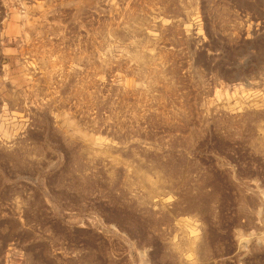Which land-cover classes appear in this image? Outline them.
<instances>
[{"label":"rangeland","instance_id":"374dc122","mask_svg":"<svg viewBox=\"0 0 264 264\" xmlns=\"http://www.w3.org/2000/svg\"><path fill=\"white\" fill-rule=\"evenodd\" d=\"M263 132L264 0H0V264H264Z\"/></svg>","mask_w":264,"mask_h":264},{"label":"bare ground","instance_id":"6f19581e","mask_svg":"<svg viewBox=\"0 0 264 264\" xmlns=\"http://www.w3.org/2000/svg\"><path fill=\"white\" fill-rule=\"evenodd\" d=\"M127 21H128V20H127ZM144 58H145V57H144ZM136 59H137V58H136ZM161 59H162V58H161ZM64 60H65V59H64ZM141 60H142V59H141ZM138 61H139V60H138ZM146 62H147V60L144 61V64H147ZM152 63H153V62H152ZM47 70H48V69H47ZM95 72H96V71H95ZM98 72H99V71H98ZM51 74H52V73H51ZM61 74H62V73H61ZM50 77H51V76H50ZM48 80H49V79H48ZM152 84H153V83H152ZM80 89H81V88H80ZM80 89H79V90H80ZM75 91H77V90H75ZM40 93H41V92H40ZM76 94H78V93H76ZM144 94H145V93H144ZM81 96H82V95H81ZM88 99H89V97H88ZM92 99H93V98H92ZM85 101H86V100H85ZM93 103H94V102H93ZM136 113H137V112H136ZM164 113H165V112H164ZM174 115H175V114H174ZM157 116H158V115H157ZM168 116H169V115H168ZM171 116H172V115H171ZM175 118H176V117H175ZM176 119H177V118H176ZM167 120H168V119H167ZM169 120H170V119H169ZM263 133H264V132H263ZM263 136H264V135H263ZM263 140H264V137H263ZM97 143H98V142H97ZM259 143H260V142H259ZM263 143H264V142H263ZM261 145H262V144H261ZM263 145H264V144H263ZM263 145H262L261 147L264 148ZM102 146H103V145H102ZM259 146H260V145H259ZM85 148H86V147H85ZM88 148H89V147H88ZM90 151H91V150H90ZM37 152H38V151H37ZM78 152H79V151H78ZM92 152H93V151H92ZM89 153H90V152H89ZM96 153H97V152H96ZM96 153H95V154H96ZM102 153H103V152H102ZM102 153H101V154H102ZM87 154H88V153H87ZM98 154H100V153L98 152L97 155H98ZM91 155H92V154H91ZM91 155H90V156H91ZM116 161H117V160H116ZM121 162H122V161H121ZM145 175H146V174H142V178H143L144 180H148V176H147V175L145 176ZM134 176H135V175H134ZM110 179H111V178H110ZM79 181H82V179L79 180ZM138 181H139V180H138ZM140 181H142V180H140ZM140 181H139V182H140ZM154 181H155V180H154ZM77 182H78V181H77ZM149 182H151V181H149ZM157 182H158V181H157ZM159 182H160V181H159ZM78 183H80V182H78ZM81 183H82V182H81ZM128 183H129V182H128ZM137 184H138V183H137ZM141 184H142V183H141ZM141 184H140V186H141ZM143 184H144V183H143ZM181 184H182V183H181ZM127 185H128V184H127ZM182 185H183V184H182ZM151 186H152V185H151ZM177 186H178V185H177ZM177 186H176V188H177ZM141 187H142V186H141ZM178 187H179V186H178ZM189 187H190V186H189ZM142 188L144 189V187H142ZM146 189H147V188H146ZM152 189H153V188H152ZM154 189H155V188H154ZM154 189H153V190H154ZM143 191H144V190H143ZM147 191L149 192V190H147ZM145 192H146V190H145ZM153 192H154V191H153ZM155 192H156V191H155ZM149 193H150V192H149ZM151 194H152V193H151ZM153 194H154V193H153ZM185 194H186V193H185ZM146 195H148V194H146ZM181 195H182V194H181ZM151 196H153V195H151ZM151 196H150V197H151ZM154 196H155V195H154ZM147 197L149 198V195H148ZM159 197H160V196H159ZM148 198H147V199H148ZM152 198H153V197H152ZM145 199H146V198H145ZM150 200H151V198H150ZM148 202H149V200H148ZM183 210H184V209H183ZM109 212H110V211H109ZM193 240H194V239H193ZM187 244H189V243H187ZM186 246H187V245H186Z\"/></svg>","mask_w":264,"mask_h":264}]
</instances>
